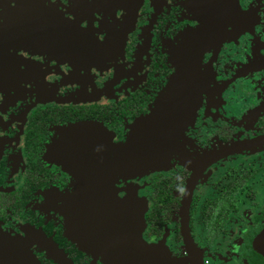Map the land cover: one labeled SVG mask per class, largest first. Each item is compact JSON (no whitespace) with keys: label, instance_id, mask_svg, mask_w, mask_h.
<instances>
[{"label":"flooded vegetation","instance_id":"af4514ba","mask_svg":"<svg viewBox=\"0 0 264 264\" xmlns=\"http://www.w3.org/2000/svg\"><path fill=\"white\" fill-rule=\"evenodd\" d=\"M130 1L0 0V236L105 264L84 242L136 245L106 213L69 238L65 196L109 194L139 221L137 264H264V0ZM183 75L169 157L113 173L103 153Z\"/></svg>","mask_w":264,"mask_h":264},{"label":"water","instance_id":"95a60500","mask_svg":"<svg viewBox=\"0 0 264 264\" xmlns=\"http://www.w3.org/2000/svg\"><path fill=\"white\" fill-rule=\"evenodd\" d=\"M140 1L142 2L143 0ZM136 2L137 0L130 1L127 7L129 9L126 10L128 18L134 13ZM187 85L185 75L175 78L160 96L157 104L151 109L150 113L133 123L130 128L128 142L123 146L107 148V152L103 153L102 157L104 162L109 161L112 164L113 173L119 170L123 172L126 169L131 171L136 168L139 172L147 174L149 171L157 168L160 158L164 157L165 159V156L169 157V153L167 152L168 146L170 149H173L176 139L167 134L175 131L178 122H174V119L171 121L167 117L170 114L172 118L178 117L181 115V111L187 107L185 103L191 99L190 96L193 94V92L187 89ZM157 150H160V155ZM165 150L167 152L166 154L164 152ZM137 156H139V164L141 165L138 164ZM189 196V192L186 191L182 203V212L184 215L186 213L187 203L189 202ZM79 199L82 198L80 197ZM65 201V216L71 237H79V239L86 238L87 236L90 237L89 235L83 236L84 229L81 233L77 232L76 222L79 218L85 220V224L88 226L93 220L98 219L99 215L106 213L107 220L111 221L112 237L120 235L122 237H131V243L135 244L137 248L135 230L138 228L139 221L131 219V216H128L126 213L123 214V203L120 200H114L109 194H104L103 198L96 205H93L92 196L90 194L85 195V199H82L81 202H87L88 207L86 206V208L80 211L76 209L79 202H77L75 193L65 196ZM134 220L137 223L136 225L132 224V222H135ZM32 237L36 239L35 242L38 241L45 247L48 257L52 258L56 263L72 264L62 251L53 247L49 241H45V238L38 234L35 236L32 235ZM73 238L71 239L76 241ZM26 243L25 239L0 236V264H40L29 249L20 246ZM79 243L83 244L82 240ZM84 244H86L85 247H80L82 251L92 256H101L105 264H137L138 262L136 248L91 251L87 249V243L84 242Z\"/></svg>","mask_w":264,"mask_h":264},{"label":"rangeland","instance_id":"374dc122","mask_svg":"<svg viewBox=\"0 0 264 264\" xmlns=\"http://www.w3.org/2000/svg\"><path fill=\"white\" fill-rule=\"evenodd\" d=\"M157 152H158L159 155H160V150H157ZM164 152H165V154L167 153L166 150H165ZM165 154H164V155H165ZM165 157L167 158V156H165ZM149 172H151V171H149ZM147 174H148V173H147ZM67 232H68V234H69V230H68V228H67ZM69 235H70V234H69Z\"/></svg>","mask_w":264,"mask_h":264}]
</instances>
